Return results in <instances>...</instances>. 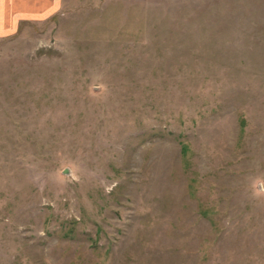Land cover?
Segmentation results:
<instances>
[{
	"label": "rangeland",
	"instance_id": "rangeland-1",
	"mask_svg": "<svg viewBox=\"0 0 264 264\" xmlns=\"http://www.w3.org/2000/svg\"><path fill=\"white\" fill-rule=\"evenodd\" d=\"M0 39V264H264V0H56Z\"/></svg>",
	"mask_w": 264,
	"mask_h": 264
},
{
	"label": "crops",
	"instance_id": "crops-1",
	"mask_svg": "<svg viewBox=\"0 0 264 264\" xmlns=\"http://www.w3.org/2000/svg\"><path fill=\"white\" fill-rule=\"evenodd\" d=\"M56 6V0H0V39L16 34L21 22L47 17Z\"/></svg>",
	"mask_w": 264,
	"mask_h": 264
}]
</instances>
